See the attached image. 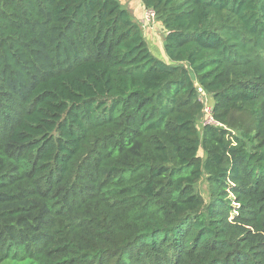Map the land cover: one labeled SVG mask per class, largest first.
<instances>
[{
  "label": "trees",
  "instance_id": "trees-1",
  "mask_svg": "<svg viewBox=\"0 0 264 264\" xmlns=\"http://www.w3.org/2000/svg\"><path fill=\"white\" fill-rule=\"evenodd\" d=\"M142 3L0 0V264H264V0Z\"/></svg>",
  "mask_w": 264,
  "mask_h": 264
},
{
  "label": "rangeland",
  "instance_id": "rangeland-1",
  "mask_svg": "<svg viewBox=\"0 0 264 264\" xmlns=\"http://www.w3.org/2000/svg\"><path fill=\"white\" fill-rule=\"evenodd\" d=\"M144 21H145V19H144ZM148 28H150V29H148ZM143 29H144V34L145 35L147 33V30H149L147 35H146V38H150L151 35H152V37L154 36L156 38L154 43H157L158 48H162L161 47V45H162L161 41H162V37H163L162 36L163 35V30L161 29V25L158 24L157 21L155 20L154 23H152L151 26H149V27H145L143 25ZM157 46H153L155 48L154 50L156 51V52H154V54L159 55L161 52H158ZM205 101L208 103L209 106H211V103L213 102L211 97L207 98ZM211 118L212 117L209 115V113L205 112L204 116L199 119L198 127L201 129L203 127V125H205L207 123H210V122L214 123L213 120H211ZM200 156H202V157L205 156L203 151H200ZM198 187H199V190L201 191V193L203 194V196L207 199L208 198V185H207V182H206L205 178H203L199 182Z\"/></svg>",
  "mask_w": 264,
  "mask_h": 264
},
{
  "label": "crops",
  "instance_id": "crops-1",
  "mask_svg": "<svg viewBox=\"0 0 264 264\" xmlns=\"http://www.w3.org/2000/svg\"><path fill=\"white\" fill-rule=\"evenodd\" d=\"M122 2V4L128 9L130 10V12L134 15V17L140 22V24L142 25V29H143V25H144V19H145V6L142 3V0H120ZM150 29V28H148ZM154 29V28H153ZM161 29L164 31V29L161 26ZM144 31V29H143ZM149 30H147L148 33ZM146 33V35H147ZM153 34V33H152ZM145 35V36H146ZM154 35V34H153ZM154 37V36H153ZM152 35L150 36V38H147V41L152 49L153 52H156L153 46H157V43H154V41L156 40V38H153ZM162 45H163V37H162ZM161 45V47H162ZM157 50L158 52H161L159 54V56L163 57V51L162 48H158L157 46Z\"/></svg>",
  "mask_w": 264,
  "mask_h": 264
},
{
  "label": "built area",
  "instance_id": "built-area-1",
  "mask_svg": "<svg viewBox=\"0 0 264 264\" xmlns=\"http://www.w3.org/2000/svg\"><path fill=\"white\" fill-rule=\"evenodd\" d=\"M155 20H156L155 11L153 9H146L144 26L145 27L151 26V24L154 23ZM199 91L203 95L204 99L206 100L208 98V94L201 87H199ZM204 111L209 113V115L212 117L211 106L206 104ZM211 120H213V118H211Z\"/></svg>",
  "mask_w": 264,
  "mask_h": 264
},
{
  "label": "water",
  "instance_id": "water-1",
  "mask_svg": "<svg viewBox=\"0 0 264 264\" xmlns=\"http://www.w3.org/2000/svg\"><path fill=\"white\" fill-rule=\"evenodd\" d=\"M203 116H204V113H201L199 117L202 118Z\"/></svg>",
  "mask_w": 264,
  "mask_h": 264
}]
</instances>
